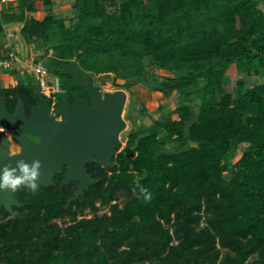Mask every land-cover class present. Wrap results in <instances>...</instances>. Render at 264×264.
Listing matches in <instances>:
<instances>
[{
  "label": "trees",
  "instance_id": "1",
  "mask_svg": "<svg viewBox=\"0 0 264 264\" xmlns=\"http://www.w3.org/2000/svg\"><path fill=\"white\" fill-rule=\"evenodd\" d=\"M17 5L0 8V36L4 24L22 23L26 44L51 49L48 71L66 91L74 87L58 73L75 59L84 76L113 73L125 88L141 84L163 99L196 93L200 102L182 100L128 131L113 166L89 165L100 180L67 207L74 182L61 185V175L37 192H13L24 205L14 218L0 210V264H264V82L252 80L264 74L260 4L74 0L72 25L52 13L33 17V0ZM149 66L171 73L153 79ZM17 81L13 95L32 98Z\"/></svg>",
  "mask_w": 264,
  "mask_h": 264
},
{
  "label": "water",
  "instance_id": "2",
  "mask_svg": "<svg viewBox=\"0 0 264 264\" xmlns=\"http://www.w3.org/2000/svg\"><path fill=\"white\" fill-rule=\"evenodd\" d=\"M22 1L25 4L26 0ZM235 26L240 28L238 16L235 17ZM62 72L71 76L68 86L81 87L89 95L91 104L86 98L76 97L71 105L65 96L53 108L54 113L63 117L62 121H56L50 116V97L43 98L36 93V105L31 107L29 118L24 113L20 97L12 114L8 113L2 100L0 123L14 128L12 137L21 149L19 153L8 155L5 142L0 148V168H15L18 161L29 165L39 161V176L36 180L39 187L55 185L56 174H62L61 185L77 182L72 195L66 200L67 207L83 196L90 185L100 180L93 178L87 171V163H92L96 157L98 164L107 168L113 166L112 158L122 147L119 135L126 127L122 113L127 93L123 89H116L102 94L95 88L93 76H84L75 59L68 61ZM28 134L37 136L38 141L31 140ZM64 166L66 170L63 173ZM22 205L24 202L14 197L13 192L7 189L0 191V207L3 206L12 218L16 214L13 207Z\"/></svg>",
  "mask_w": 264,
  "mask_h": 264
},
{
  "label": "rangeland",
  "instance_id": "3",
  "mask_svg": "<svg viewBox=\"0 0 264 264\" xmlns=\"http://www.w3.org/2000/svg\"><path fill=\"white\" fill-rule=\"evenodd\" d=\"M14 2H19L20 0H11ZM22 1V0H21ZM254 2H257L260 4V6L264 9V0H252ZM23 2V1H22ZM33 4L36 7V11L32 13V16L40 19L47 13H52L56 16H59L64 19L66 25H72L75 21L74 16V0H51V3L49 5H44L42 0H33ZM18 6V5H17ZM12 8L5 7V9L9 10ZM15 8V7H14ZM18 27V29L11 28L13 23L11 25L6 26L5 33H3L2 36H0V46L2 44L11 45L12 48L20 49L23 54L29 52L31 50L32 45L29 46L28 50L25 48L27 44L24 42V39L22 38L20 34V29L22 26V23H15ZM19 31V32H18ZM7 33H13V35H10L9 38L7 37ZM35 53H37V56L42 57L43 48L38 50L34 48ZM46 64V63H45ZM148 73L153 79H160L164 74H169L171 72L164 71V70H158L157 68H151V66L148 67ZM4 74L9 75L11 80H19L23 83L25 86H31L32 81L28 74L19 75L12 69H0V79H3ZM59 77L61 78V81H69L70 75L64 74L62 72V69L59 70L58 73ZM90 75L93 76L94 85L100 89V91H114L116 89H123L127 93V99L126 103L123 109L122 117L126 122L125 129L120 133V140L122 142V147L125 145V134L133 129H136L137 127L144 125L148 126L150 125L155 119H157L161 114H165L168 111H171L175 109L177 106H179L184 100L187 103H190L193 105L194 108H196L199 105L200 98L199 95L196 93L194 95H186L185 97H182L181 94L177 91L173 92L171 96L167 99H163L160 94H156L155 92L148 91L146 88H144L141 84L139 85H133L130 88H125L119 84H116L114 82V79H116L115 75L113 73L109 74H94L90 73ZM236 78V71L234 66H231V68L228 70L225 81L231 88L234 86V81ZM118 82L121 83L119 79H116ZM252 80L264 82V74L262 71H260L257 74H253ZM2 81L0 80V86L2 85ZM37 87V80L34 78V83ZM68 84V82H67ZM62 86V85H61ZM63 91L62 93L56 94V99L62 97L65 95L66 88H61ZM119 150V151H120ZM118 151V152H119ZM116 152V154L118 153ZM115 154V155H116ZM240 152H237L233 158H229L227 156L225 161L231 162L235 161ZM121 197L118 199V201L121 203ZM98 205V203H97ZM100 213L107 211V208L100 207L99 209ZM85 217H90L91 213L88 211V209L84 210L82 213ZM81 216H78V218ZM57 222L61 223L60 220H56ZM68 221V219H67ZM251 259L247 264H249Z\"/></svg>",
  "mask_w": 264,
  "mask_h": 264
},
{
  "label": "flooded vegetation",
  "instance_id": "4",
  "mask_svg": "<svg viewBox=\"0 0 264 264\" xmlns=\"http://www.w3.org/2000/svg\"><path fill=\"white\" fill-rule=\"evenodd\" d=\"M17 84H18V81L13 80V82H11L9 84L3 83L0 86V87H4V89H7V91H8L7 95L5 94V92L4 93H0V102L2 100H4L5 106H6V110L8 111V113L12 114L14 112V110H15V107H16L17 103H18V98L20 97L22 102H23L24 113H25L26 117L29 118L31 116V107L36 105V100L34 98L35 94L37 93L40 97H43V98H46L47 96L44 95L43 93H41L34 84H32L30 86L31 87L30 90L33 93L32 94V98H29L26 95L24 97H21L20 94H19V91H17L15 93V95H13L11 89L13 87L17 86ZM93 84H94V81H93ZM95 88L98 89L97 86H95ZM98 90L100 91V89H98ZM62 91L63 90L61 89V91L58 92V93H62ZM100 92L103 94L105 91H100ZM58 93H55V94H53L50 97V99H51V101H50V116L56 121H62L63 117H61L60 115H58V114L53 112V108L56 105H58V104H56L57 99H56V96H55ZM65 96L68 98V101H69V103L71 105L74 104V99L76 97L86 98V99H88V104H91L89 95L81 87H74V89H72L70 91H66L65 95L60 97V101ZM12 131H14V128L5 126V125L0 123V132H1L0 133V148L6 142L7 149H8V155H13L15 153H19L20 149H21L20 144L12 137ZM28 136H29V138L31 140L38 141V137L33 135V134H28ZM94 164H98L97 161H96V157H94V160H93L92 163H87L86 164L87 171L92 174V177H93V173L91 171H89L88 166L89 165H94ZM99 165L104 166L102 164H99ZM65 170H66V166L63 167V173H64ZM59 175H61V178H62V174H59ZM56 176H57V174L54 176V180H55ZM93 178H95V179L99 178L100 179V177H93ZM72 182H74V181H71L70 183H72ZM76 184H77V182H74V190H75ZM1 209H4L3 206L0 207V210Z\"/></svg>",
  "mask_w": 264,
  "mask_h": 264
},
{
  "label": "built area",
  "instance_id": "5",
  "mask_svg": "<svg viewBox=\"0 0 264 264\" xmlns=\"http://www.w3.org/2000/svg\"><path fill=\"white\" fill-rule=\"evenodd\" d=\"M1 1L9 2L11 0ZM26 46H28L25 48L26 50H28L29 46L31 50L23 54L20 49L12 48L10 44L6 45L5 50L0 55V69H12L19 75L28 74L32 84L35 78L37 80V89L47 97L60 92L59 78L51 74L45 64L46 58L51 54V49L45 55L42 53V57H40L35 53V46L33 44H27ZM0 80L4 83L3 79Z\"/></svg>",
  "mask_w": 264,
  "mask_h": 264
},
{
  "label": "clouds",
  "instance_id": "6",
  "mask_svg": "<svg viewBox=\"0 0 264 264\" xmlns=\"http://www.w3.org/2000/svg\"><path fill=\"white\" fill-rule=\"evenodd\" d=\"M39 168V161H33L31 165L18 161L15 168L7 166L0 168V191L7 189L10 192H15L20 186H24L29 191L38 190L39 185L36 180L39 176ZM138 188L139 195L143 197L144 201H149L151 199L149 190L139 185Z\"/></svg>",
  "mask_w": 264,
  "mask_h": 264
},
{
  "label": "crops",
  "instance_id": "7",
  "mask_svg": "<svg viewBox=\"0 0 264 264\" xmlns=\"http://www.w3.org/2000/svg\"><path fill=\"white\" fill-rule=\"evenodd\" d=\"M10 6H12V8H10L9 10H7V9H5V7H10ZM15 7V8H14ZM0 8H2L3 9V11L4 12H6V13H11V12H14V11H18V7H17V2H12V1H9V2H3V1H1L0 0ZM13 23V25L11 26V28H15V29H18V28H20V27H18L15 23H19V22H12ZM8 25H11V23H8V24H4L3 25V33H5V30L6 29H9V28H6V26H8ZM19 32V31H18ZM3 35V34H2ZM1 35V36H2ZM10 35H13L14 36V34L13 33H7V37L9 38V36ZM5 46H6V44H2L1 46H0V55H1V53H3V51L5 50L4 48H5ZM3 80H4V83L5 84H9V83H11V82H13V80H11V78H10V76L9 75H6V74H4V76H3ZM2 81V80H1Z\"/></svg>",
  "mask_w": 264,
  "mask_h": 264
}]
</instances>
